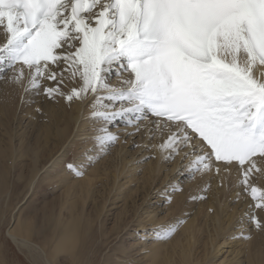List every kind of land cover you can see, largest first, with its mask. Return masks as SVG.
<instances>
[{"label":"snow or ice","instance_id":"6c2138e0","mask_svg":"<svg viewBox=\"0 0 264 264\" xmlns=\"http://www.w3.org/2000/svg\"><path fill=\"white\" fill-rule=\"evenodd\" d=\"M0 35V72L15 70L14 83L27 68V91L69 103L91 97L100 151L68 166L76 176L120 140L117 121L139 131L155 117L150 131L167 133L159 150L168 160L191 157V178L238 168L252 202L248 222L264 230L256 183L264 176V71H255L264 68V0H0ZM184 223L154 236L166 242Z\"/></svg>","mask_w":264,"mask_h":264},{"label":"rangeland","instance_id":"374dc122","mask_svg":"<svg viewBox=\"0 0 264 264\" xmlns=\"http://www.w3.org/2000/svg\"><path fill=\"white\" fill-rule=\"evenodd\" d=\"M11 75V70L0 74V85L5 86L3 96H9L6 93L13 91V89L15 90V96L11 101L9 100L5 103L0 102V148L7 150V154H10V157L13 156L12 162L9 161L10 159L0 160V264H36L29 254L19 250L7 236L8 229L11 228L12 230L15 228L18 221H28V223H30L35 216H37L39 220H37L38 228L42 225L45 227L44 233L39 235L37 240L41 244L45 242L44 244L46 245L48 243V247H50L49 250L52 252L56 248L58 241L62 239L63 234H54L53 226L51 224L46 226L44 222H42L44 208H46L49 213H57L59 208L56 206L53 209V205H58L60 208L67 207L66 197L72 191L79 192V189H73V186L81 185L83 180L88 178L89 174L92 176V171L97 168H100L96 172L99 173L101 177L99 180H95L96 183L92 192L93 199L87 201V211L90 212L94 210L97 203L103 201V199L108 200V206L115 198L126 201L130 196L137 199L141 209L137 207V204L132 205L131 210L136 214L135 218L137 221L127 230H123L127 225V222H125L127 219L125 217V210L127 209L121 201L120 204H118L119 207L116 210L113 209L109 216H107V213L105 216H102V218H99L102 221H106V229L103 230V234L100 232V226L96 221L92 231H81V241L77 248L78 257L73 264H90L91 259L93 260V258L99 254V249L102 247L103 242L102 236H104L105 239L107 238L110 242V246H113L115 250H117L113 251L114 259L111 261V264H127L126 261H128V259H122L121 263H119L120 260L118 256L120 255L117 254L121 253L122 249L130 252L136 248V251L140 250V257H142L151 253L152 245L162 246L171 242L185 223L180 226L175 236L166 242L156 239L154 231L170 225L169 220L171 219H174V222L177 220H185L187 222V220L192 217L190 212L192 210L191 208L188 211H184V214H175L174 209L177 205H180L183 190L194 178H191L185 166L187 159L183 161V158L180 163L182 166H185L183 168L185 174L178 177L181 183V186L178 187L180 190L170 191L171 197L169 195V202L164 201L160 203L159 208H157V205L150 206L148 204H142L144 198L143 196H139V194L144 195L146 190L139 188V186L142 185V181H138V178L144 177L148 166L156 161V136H154L155 134L152 132L147 136L145 133L146 130L142 126L148 119L140 124L139 131L136 128L126 125L123 121H117L118 126L114 131L120 135V140L111 147L106 155L87 167L82 177L76 176L68 166L70 164L80 165L84 163L86 156H96L93 145L89 147L86 146V153L83 156H80V154L76 155L75 152L70 151L66 153L65 156L62 155L59 157V141L52 138L51 141H53L52 143L54 144L50 147L51 149L49 148L52 155L50 159H48V161H50L47 165L48 169L46 172L42 173L40 179L37 181L31 192L32 195L31 193L28 194V182L31 174V165L29 164L32 157L34 158L32 153L37 149L35 138L41 136V141L43 138L46 140V131L52 134L54 127L53 123L60 121L63 113L59 108V106H61L60 101L49 98L42 90L39 94H36L34 91H27V83L22 82L21 84H13V81L9 82ZM115 79L117 78L113 79V85L118 84L119 86L120 82L117 80L115 81ZM50 82L54 83V81L49 80V83ZM49 83H47V80L42 81V85H47ZM47 102L51 103L48 104ZM91 123L93 124L92 120ZM125 129L132 130V132ZM153 136L155 138H153ZM10 137L14 138L12 145L9 140ZM82 145H86V141L79 145V152L80 150L84 151V148H81ZM122 147L124 149L121 154L116 155L115 150L121 151ZM11 148L16 150V155L12 153ZM41 149L44 151L45 148ZM123 156H126L125 158L130 162H128L126 173H124L123 170V174L115 181L113 179L115 165L121 162ZM58 157L64 159V161L58 165L54 164V169L51 172V163L55 162V159ZM162 162L166 163V168H171V164L174 163L175 160L164 158ZM91 168L93 169L90 170ZM119 168H121V166ZM133 168H135L134 171ZM132 174H136L137 177H132ZM120 186H124L121 191L117 189ZM129 189L132 190L133 193L128 191ZM78 195L79 194L72 196L74 200L70 201V204L73 202L78 204ZM141 199L143 201H140ZM203 200L204 204L208 202L207 198ZM197 204L198 203H194L191 207H197ZM100 205L102 204L100 203ZM110 208H113V206L111 205L109 209ZM227 211V214H231L235 211L234 203H231V207H229ZM205 214L212 215L213 209L206 211ZM14 219L16 222H14ZM205 219L206 216L203 215L201 226L203 227V232L209 234L210 230H208V226L205 231V227L202 225ZM243 224L244 220H238L237 225L233 226V231H235L236 234L232 239H230L228 235L225 236L226 243L222 246L224 251L223 254L229 259L234 258L239 250L238 248L241 247L242 242H244V240L235 237H237L242 230H247L251 234L252 230H254L251 225L244 226ZM50 225L53 229L50 228ZM82 226V229H87V225L84 222ZM210 228L211 227H209V229ZM106 232L108 233L106 234ZM221 242H224V239H222ZM262 243H264V241H262ZM133 245L136 247H132ZM203 245L204 244H202L201 249L203 250L202 254L205 253ZM130 246L132 247L131 250L129 248ZM223 254L221 256H223ZM60 258H62L61 264H71L69 256H67L66 259V256L63 254Z\"/></svg>","mask_w":264,"mask_h":264},{"label":"bare ground","instance_id":"6f19581e","mask_svg":"<svg viewBox=\"0 0 264 264\" xmlns=\"http://www.w3.org/2000/svg\"><path fill=\"white\" fill-rule=\"evenodd\" d=\"M3 39L4 37L0 35V43L3 42ZM19 68L20 66L17 65L16 69ZM255 71L257 74H259V72L264 71V68L258 66ZM11 72L12 75L9 78V82L13 81L12 77L15 75V70H11ZM24 72L25 79L23 83H28V69L25 68ZM1 73L2 72H0V74ZM127 77L128 73H124L123 77L117 78L115 81L117 80L121 83V80ZM47 83H49V80H47ZM65 84L67 86H61L62 90L64 92H68L72 85L68 84L67 81H65ZM54 85L55 82H50L47 84V86ZM114 86H118V84ZM4 91L5 86L0 85V102L5 103L9 100L11 101L15 96V90L13 89V91L7 92L6 94L9 96L5 97L3 96ZM54 100L60 101L61 106H59V108L61 109L63 115L60 121L53 123L54 127L52 134L46 131V140L43 138L41 141V136H37L35 138L37 149L34 151V153H32L35 159L32 157V160L29 164L31 165V174L30 180L28 182V194L33 191L34 186L40 179L42 173L46 172L48 169L47 165L50 162L48 159H50L52 155V152L49 151V148L54 144L52 143L53 141H51L52 138L59 141V157L62 155L65 156L66 153L70 151L75 152L76 155L80 154V156H83L86 153V146L89 147L90 145H93L95 148L94 152L96 155H98L100 151L97 144L95 143V136L98 126L94 125V123L92 124L90 120L91 109L89 104L91 97L89 96V98L84 101L73 100L70 103L62 96H56ZM47 103L50 104L51 102ZM154 120V117H149L147 122L142 124L146 130L145 133L147 136L150 134V130L153 128ZM129 131L132 132V130ZM154 134V136H156V161L148 166L144 177L138 178V181H142V185H140L139 188L146 190L144 195L139 194V196H143L144 198V202L142 204H148L150 206L157 205V208H159L160 203H163L164 201L169 202V195L171 197L169 192L176 190V187L181 186L178 177L185 174L183 168L191 162V157L190 159H187L186 165L182 166L180 161L183 158V161L185 160L184 152H182L180 155L175 156V158L172 159L175 160V162L171 164V168H166V163H163L162 159H164L168 154L161 152L158 146L164 141L167 133H161L157 131ZM9 140L12 145L14 138L10 137ZM85 141L86 145H82L81 147L84 148V151L80 150L79 152V145L85 143ZM39 146L41 148H45L44 151ZM123 149L124 148L122 147L121 151L115 150L116 155L121 154ZM11 150L12 153L16 155V150L14 148H11ZM187 151L191 150L189 149ZM106 153L103 154V156L106 155ZM59 157L55 159V162L51 163V172L54 169V164L58 165L64 161V159ZM125 157L126 156H123L121 158V162H118L115 165L113 175V179L115 181L121 176V174H123V170L124 173H126L128 162L130 161H128ZM8 159H10L9 161L12 162L13 156L10 157V154H7V150L0 148V160ZM120 166L121 168H119ZM261 167H264V164H262ZM92 169L93 168L90 170ZM98 169L100 168L93 170L92 176L89 174L88 178L83 180L81 185L73 186V189L78 188L79 192L72 191L69 195L67 194V207L60 208L58 205H53V209L56 206L59 208L57 213H49V211L44 208L42 222H44L46 226L51 224L54 228V234H63L62 239L58 241L56 248L52 252L49 250L50 247H48L49 244L47 242L45 245V242L41 244L37 240L38 236L44 233L43 231L45 228L44 225L38 228L37 216H35L34 219L32 218L33 221L30 223H28V221H18L15 228L12 230L11 228L8 229L7 236L9 239L19 248V250L29 254L36 264H61L62 258H60V256L63 254L66 256V259L67 256H69L70 263L73 264L78 257L77 248L81 241V231H92L96 221V223H98L100 226V232L103 234V230L106 229V221H102L99 218H102V216H105L107 213V216H109L113 209L116 210L119 207L118 204H120L121 201L123 202L124 207L127 209L125 210V217L127 218L125 222H127V225L123 230H127L137 221L135 218L136 214L132 212L131 208L133 204H137V207L140 209L141 206L138 204L137 199L130 195L129 199L126 201L121 200L120 198H115L108 206V200L103 199V201L97 203L94 208L95 211H87V201L89 199H93L92 192L96 183L95 180H99L101 177V175L96 172ZM134 170L135 168H133V171ZM257 176H259V174H257ZM132 177L136 178L137 175L132 174ZM239 177L240 172L235 166H233L232 170L228 173H226L222 168L219 176H217L214 172L204 175H196L192 182L187 184L183 190V196L180 205H177L174 209L175 214H184V211H188L190 208L192 209L190 211L192 217L187 220V222L180 228V231L177 233L176 237L173 238V240L168 244L162 246L152 245L150 251L151 253L142 257H140V250L136 251V248L130 252L122 249L121 253L117 254L120 255L118 256V259L120 260L119 263H121L122 259H128V261H126L127 264H264V243H262V241H264V230H256L254 226L248 222L246 214L248 213L249 205L252 202L238 186L237 182ZM256 183L258 186L264 187V176H259V178L256 179ZM205 185H210L207 192L202 191ZM123 187L120 186L117 189H120L121 191ZM128 191L132 192L130 189ZM76 194H79L78 198L76 197L78 204L74 202L70 204V201L74 200L72 196H76ZM201 195H206L208 199L206 204H204L203 199H192V197ZM140 201L143 200L141 199ZM100 203L102 205H100ZM194 203H198L197 207L192 208L191 205ZM231 203H234L235 211H233L231 214H227V210L229 207H231ZM111 205L113 208L109 209ZM211 209H213L212 215L205 214L206 211ZM203 215L206 216V219L204 220V223L202 222V225L205 227V231L207 230L208 226V230H210L209 234H205L203 232V227L201 226V219ZM257 215L262 220H264V212H258ZM238 220H244V226L251 225V227L254 229L252 230L251 234L252 239L244 240V242L241 244V247L238 248L239 250L237 253L235 252L236 255L234 258L229 259L227 256H224L222 246H224L223 244L226 243V235H228L230 239L235 236L236 233L233 231V226L237 225ZM14 222H16L15 219ZM83 222L87 225V229H82ZM173 222L174 219L169 220V224H172ZM51 225L50 228H52ZM209 227L211 228L209 229ZM107 233L108 232H106V234ZM102 237L103 242L102 247L99 249V254L95 256L93 260L91 259L90 264H111V261L114 259L113 251L115 248L110 246V242L107 238L105 239L104 236ZM222 239H224V242H221ZM202 244H204V254H202L203 250H201ZM132 247L136 246L133 245ZM132 247H129L130 250ZM222 254L223 256H221Z\"/></svg>","mask_w":264,"mask_h":264}]
</instances>
